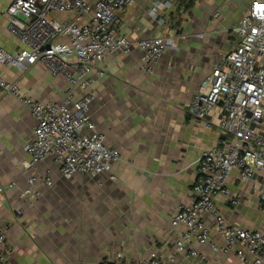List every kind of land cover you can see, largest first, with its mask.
Wrapping results in <instances>:
<instances>
[{
  "label": "crops",
  "instance_id": "1",
  "mask_svg": "<svg viewBox=\"0 0 264 264\" xmlns=\"http://www.w3.org/2000/svg\"><path fill=\"white\" fill-rule=\"evenodd\" d=\"M9 1L0 0V46L14 51L22 45L7 30L4 10ZM181 1L134 0L119 12L118 30L131 40L173 37L174 45L167 46L152 72L142 70L136 47L128 54L108 55L90 72L94 79L88 89L94 96L91 119L105 142L121 155L112 165L113 180L107 173L63 178L49 157L34 171L49 170L52 184L40 188L37 196L21 198L28 176L23 146L32 137L35 120L18 99L0 90V227L5 229L4 246L9 250L2 264H137L153 251L174 252V240L184 227L172 226L171 216L190 200L202 149L215 145L218 138L217 112L199 119L187 111V104L201 79L236 43L233 29L251 0H194L184 10ZM156 2L167 4L153 17L149 9ZM213 9L219 31L230 29L234 39L231 47L218 50L217 62L215 29L209 22L206 32H201L206 13ZM179 18L184 31L173 36ZM99 69L104 71L100 76ZM0 75L17 82L21 92L37 101H61L68 87L62 75L39 63L23 70L0 66ZM263 185V171L248 184L238 180L236 169L231 172L227 186L239 204L215 197L228 223L264 230L259 201ZM211 236L221 244L214 231ZM239 246L215 252L209 245H197L196 257L176 253L175 264H248L237 257Z\"/></svg>",
  "mask_w": 264,
  "mask_h": 264
},
{
  "label": "built area",
  "instance_id": "2",
  "mask_svg": "<svg viewBox=\"0 0 264 264\" xmlns=\"http://www.w3.org/2000/svg\"><path fill=\"white\" fill-rule=\"evenodd\" d=\"M134 0H10L5 7L7 30L21 43L8 51L0 46V66L20 70L39 63L68 83L61 101H37L21 92L17 82L0 75V90L14 96L35 120L32 137L23 149L28 158L26 187L19 196L31 198L40 188L50 186L49 170L34 171L37 163L51 157L63 178L83 175L94 178L107 173L115 179L112 165L121 160L116 148L105 142L89 109L94 96L89 92L94 79L90 72L111 54L140 51L141 68L150 73L154 63L173 37L154 35L131 40L118 30L119 12ZM167 3L156 2L149 14ZM70 14L72 18H57ZM216 15V14H215ZM85 17L82 22L81 19ZM160 21L162 18L159 19ZM236 43L224 53L213 69L200 81L190 98L187 111L199 119L217 112L218 138L215 145L202 149L196 165L197 177L189 188L190 200L181 203L171 216L172 226H183L174 240V252H151L137 264H175V254L198 255L197 245L212 251L235 249L240 261L264 264V230L244 228L226 221L215 201L217 195L237 205L240 199L227 186L230 174L237 171L241 183H249L257 172H264V0H251L234 27ZM98 75L104 71L99 69ZM80 96H74L75 91ZM11 186V183H9ZM2 187H0L1 191ZM264 209V185L259 191ZM214 231L217 241L212 238ZM5 229L0 227V264L9 252L4 246ZM4 246V248L2 247Z\"/></svg>",
  "mask_w": 264,
  "mask_h": 264
},
{
  "label": "rangeland",
  "instance_id": "3",
  "mask_svg": "<svg viewBox=\"0 0 264 264\" xmlns=\"http://www.w3.org/2000/svg\"><path fill=\"white\" fill-rule=\"evenodd\" d=\"M183 10H184V8H183ZM215 12H217V11L215 9H213L211 11H208V13H206L207 14L206 15L207 21H206V19L204 20L205 23L203 22L204 25H203V30H201V32H203V33L206 32L205 30L207 29V23H209V22H210V27L213 26V28L215 29L214 35L216 37L215 44H216V50H217L216 51V56H215L216 57L215 58V61L217 62L218 59H219V53H220L219 51H221V50L224 51V50L228 49L229 47H231L233 45V40L234 39H233L232 33L230 32V29H228L227 31L224 30L223 32L222 31H219V27L215 23L217 21L216 15H215L216 13ZM192 13L194 15H196V16L199 14V13L197 14L196 10H194V12H192ZM179 15H180V13H179ZM203 16H205V14H203ZM181 20H183V18H179V29H177V26H178L177 24L178 23L174 25V27H175V31L174 32L175 33H172L173 36L174 35H178V34L180 35L184 31L183 30V26H181ZM200 20H203V19L200 18Z\"/></svg>",
  "mask_w": 264,
  "mask_h": 264
},
{
  "label": "trees",
  "instance_id": "4",
  "mask_svg": "<svg viewBox=\"0 0 264 264\" xmlns=\"http://www.w3.org/2000/svg\"><path fill=\"white\" fill-rule=\"evenodd\" d=\"M194 0H182L181 3H182V6L184 9H188L189 7L192 6ZM101 264H111V263H108V262H102Z\"/></svg>",
  "mask_w": 264,
  "mask_h": 264
}]
</instances>
